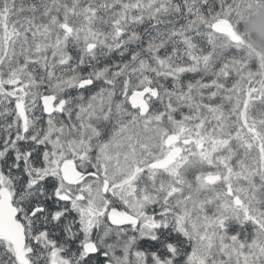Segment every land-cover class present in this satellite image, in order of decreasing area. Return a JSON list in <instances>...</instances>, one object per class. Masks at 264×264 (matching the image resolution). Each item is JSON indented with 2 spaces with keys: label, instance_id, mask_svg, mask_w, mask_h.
Listing matches in <instances>:
<instances>
[{
  "label": "snow or ice",
  "instance_id": "6c2138e0",
  "mask_svg": "<svg viewBox=\"0 0 264 264\" xmlns=\"http://www.w3.org/2000/svg\"><path fill=\"white\" fill-rule=\"evenodd\" d=\"M258 4L0 0V264H264Z\"/></svg>",
  "mask_w": 264,
  "mask_h": 264
},
{
  "label": "trees",
  "instance_id": "16d2710c",
  "mask_svg": "<svg viewBox=\"0 0 264 264\" xmlns=\"http://www.w3.org/2000/svg\"><path fill=\"white\" fill-rule=\"evenodd\" d=\"M256 13L245 19L243 42L246 48V58L260 52L264 55V0H259Z\"/></svg>",
  "mask_w": 264,
  "mask_h": 264
},
{
  "label": "rangeland",
  "instance_id": "374dc122",
  "mask_svg": "<svg viewBox=\"0 0 264 264\" xmlns=\"http://www.w3.org/2000/svg\"><path fill=\"white\" fill-rule=\"evenodd\" d=\"M246 59L249 63L259 62L260 64L264 65V55L260 52H256V54L250 55Z\"/></svg>",
  "mask_w": 264,
  "mask_h": 264
},
{
  "label": "water",
  "instance_id": "95a60500",
  "mask_svg": "<svg viewBox=\"0 0 264 264\" xmlns=\"http://www.w3.org/2000/svg\"><path fill=\"white\" fill-rule=\"evenodd\" d=\"M221 30H222V31H228V32H231V29L228 28L226 25L223 26Z\"/></svg>",
  "mask_w": 264,
  "mask_h": 264
}]
</instances>
